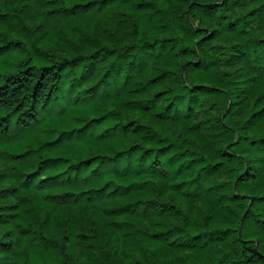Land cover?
<instances>
[{"label": "trees", "instance_id": "16d2710c", "mask_svg": "<svg viewBox=\"0 0 264 264\" xmlns=\"http://www.w3.org/2000/svg\"><path fill=\"white\" fill-rule=\"evenodd\" d=\"M5 3H19L20 7L10 12L0 11V54L3 50H16L19 56L0 68L3 81L0 83V110L11 108V112L0 116V126L7 133L15 114L16 124L24 135L0 144V201H7L0 204V226L14 225L6 231L0 229V260L4 264H264V158L245 157L236 150L244 142L257 147L264 144V135H261L264 132L261 124L264 121V83L256 77L232 81L233 84L246 83V87L235 93L229 107L216 117L215 123L208 117L182 130L170 127L169 136L157 140L158 146H143L141 156L144 160L152 157L149 163L136 168L130 164L123 168L113 165L109 178L108 174L97 172L99 164L92 168L97 156L89 155L90 152L115 151V156L101 157L103 164L142 146L132 144L127 149L117 150L121 149L122 139L101 145L79 138L78 133L87 127L83 123L86 114L94 110L88 104L52 115L45 127L40 126L33 110L39 93L49 83L47 77L58 79L65 67L76 68L82 57L72 60L65 57L52 65L40 62L67 51L74 37L83 36L87 40L86 33H95L97 29L107 31L122 23L118 16L136 17L132 21L133 33L149 38L141 48L158 46L163 51L170 44L174 46L181 38L172 34L176 21L166 6L169 0H160L159 6L153 0H99V6L77 0L72 7L78 9V13L73 14H69V9L53 7L54 0H5ZM227 7L228 0L188 3L183 16L186 23L192 25L190 30L200 34L197 44L216 39L222 31H235L240 18L228 20L226 12L220 13L219 20L226 21L222 28L207 29L200 20L193 19L196 13L190 15V10L211 16ZM54 19L62 27H56ZM176 27L186 31L183 25L176 23ZM246 31L241 29L240 33ZM255 43H264V37H257ZM230 48L236 49L237 45L232 44ZM100 51L96 49L83 55L85 67L80 69L81 82L92 78L101 60L113 50L108 49L104 56ZM191 52L195 54L196 49L192 48ZM185 64L194 76V81L185 85L189 114L201 97L226 94L219 78L203 61L189 60ZM237 75L244 74L238 72ZM157 80L158 77H152L150 83ZM162 94L157 92L156 96ZM232 108L243 119L240 134L222 147H216L225 133H237L235 127L222 120ZM92 119L97 123L104 121L102 116ZM133 123L127 121L121 129L128 130ZM140 127L136 125L131 131ZM245 130L250 135H244ZM56 131L60 135L52 139ZM23 145L38 148L20 151ZM38 150L44 154V159L31 167ZM164 157L167 159H162ZM177 162L180 163L175 169L177 176L198 166L197 177H202V181L195 187L187 180L157 186L155 178L167 179L169 168ZM89 168L91 179H81L82 172ZM45 171L52 173L44 177L45 187L52 185L49 190L52 194L34 195L33 180ZM61 177L65 183L55 179ZM101 179L103 183L96 187ZM212 180L216 182L204 188V183ZM82 185H88L83 188L88 195L81 199L70 192L59 191ZM210 195L215 196L214 201L208 199ZM176 215H182L194 228L202 230L189 235L178 226L162 228L163 219ZM71 216H76L80 223H70L67 218ZM17 221L29 224L22 227ZM33 224L36 227L31 226ZM177 231L184 232L183 237L177 235ZM229 237H234L232 252L223 253L220 246Z\"/></svg>", "mask_w": 264, "mask_h": 264}, {"label": "clouds", "instance_id": "9594fccd", "mask_svg": "<svg viewBox=\"0 0 264 264\" xmlns=\"http://www.w3.org/2000/svg\"><path fill=\"white\" fill-rule=\"evenodd\" d=\"M77 0H54L53 7L69 9V14L78 13V9L72 7ZM84 3H94L99 6V0H82ZM158 6L160 0H153ZM191 0H169L171 16L176 23L183 25L186 31H180L173 24L175 31L173 35L179 36L181 39L175 42L174 46L169 45L168 48L161 51L158 46L141 48L148 37H144L139 32L133 33L132 21L136 17L117 18L122 22L114 27L108 28L107 31L97 29L95 33H86L89 39L74 37V43L64 52H61L50 59L42 60L43 64H55L57 61H62L65 57L69 60L77 56H81V60L76 68L69 70L68 67L63 69V75L59 78L47 77L49 83L39 93L35 101V119L40 126L45 127L48 117L60 114L62 111H67L74 106L80 104H88L94 110L86 114L83 123L86 128L78 133L79 138L89 140L96 144L110 145L117 140H123L121 149H127L130 145H140L139 149L133 150L131 153H122V156L116 161L101 164V157L115 156V151L106 150L99 153L90 152L89 155L97 156L96 161L92 164V168H96L97 172H104L111 178L110 169L115 165L123 168L126 164H130L132 168L138 165L143 166L149 163L152 157L144 160L141 156L143 146L156 147L157 140L162 136H169L167 129L176 128L182 130L185 126L199 123L201 120H207L211 117V123H215L216 117L221 116L225 109L229 107V101L234 99L235 93L246 83H231L234 80L245 81L246 77H256L264 83V43L256 44L257 37H264V0H228V7L220 8L214 15L203 16L196 9H191L189 14L196 13L193 19H198L207 29L222 28L226 21L219 20L220 13L227 14L228 20H235L239 17V21L235 31H222L221 34L213 40L197 44L200 39V34H194L190 29L192 25L186 23L183 13ZM19 3H5V0H0V11L10 12L13 8H19ZM93 10H95L93 8ZM255 10V11H253ZM83 11V10H79ZM126 11V9H124ZM251 13V14H249ZM247 22V23H246ZM13 23H15L13 21ZM53 23L56 27H62L55 19ZM241 29L247 31L240 33ZM38 35V33H37ZM2 42V41H0ZM236 44L237 48L232 49L230 45ZM129 45H134L129 49ZM187 48L188 52H182V49ZM195 48V54H192L191 49ZM100 49V55L108 49H112L101 60L92 78L86 83L80 80V69L85 67L83 55L89 52H94ZM242 54V56H241ZM239 58V59H236ZM201 60L207 68H210L213 73L219 78L220 87L226 89V94H221L218 97H201L200 102L194 106L193 111L187 112L188 93L185 85L190 81H194V76L190 75L191 69L185 64V61ZM183 66V67H182ZM55 71V69H53ZM107 75L105 76V73ZM244 75L238 76L237 73ZM152 77H158L156 83H150ZM103 78V79H101ZM97 81H100L97 84ZM3 81L0 80V83ZM95 84L96 87L91 86ZM88 91L85 92L84 90ZM167 90V91H163ZM264 90V89H262ZM157 92H163L159 97ZM212 101H217L212 104ZM212 104V107H209ZM251 104H249V107ZM6 112H11V108L0 110V116ZM236 109L232 108L228 113H225L222 120L231 124L237 129V133L227 134L220 138V142L216 147H222L227 140L235 139L237 134H240V124L243 119L236 115ZM93 116L104 117L103 123L93 121ZM188 117L185 119V117ZM246 119V116L244 117ZM127 121L134 123L129 126L128 130H122L121 125ZM264 126V121L261 122ZM116 125V128L112 126ZM136 125H140L136 131H131ZM218 131H223L218 129ZM244 135H250L245 130ZM24 135L23 130L17 126L15 114L12 116V125L5 133L0 126V144L10 141L11 139H19ZM60 135L58 131L53 132L52 139ZM264 135V132H261ZM226 137V138H225ZM175 139L174 136L171 137ZM182 138V137H181ZM179 143V140L176 141ZM29 147L38 148L37 145H23L19 150L26 151ZM240 151L245 157H261L264 158V144L259 147L249 145L247 142L241 144ZM83 158V157H82ZM44 159V154L41 151L33 156L31 167H36L39 160ZM164 160L167 157L162 158ZM180 167L177 162L169 168V176L167 179L156 177V185H171L179 180L192 181V186L202 181V177H197V168H191L182 175L177 176L175 169ZM91 169H85L80 176L90 177ZM52 173L45 171L42 175H37L33 180V194L37 196L51 195L49 191L52 185L45 187V176H51ZM59 183H65L63 178H55ZM215 180L205 182L204 188L209 187ZM103 183V179L95 184L99 187ZM88 185H82L76 188H62L59 191L70 192L75 194V198L81 199L84 195L83 188ZM27 195V193H24ZM210 201L215 200V196L208 197ZM7 201H0V204ZM42 219V217H40ZM70 223L78 224L80 220L76 216L67 218ZM21 226H28V221H17ZM36 227L35 224L31 225ZM183 229L191 235L194 231H201L199 227L194 228L190 220H186L182 215L169 216L162 221V228ZM235 227V224L231 225ZM8 227H14L9 224L7 227L0 226V229L6 231ZM40 229H38L39 231ZM184 232L177 231V235L183 237ZM174 238V237H173ZM234 237H229L224 245H221L223 253H231L233 245L231 241ZM217 256L222 253H216ZM234 259V257H232ZM0 264H4L0 260Z\"/></svg>", "mask_w": 264, "mask_h": 264}, {"label": "rangeland", "instance_id": "374dc122", "mask_svg": "<svg viewBox=\"0 0 264 264\" xmlns=\"http://www.w3.org/2000/svg\"><path fill=\"white\" fill-rule=\"evenodd\" d=\"M16 56H19L16 50H3L0 54V68L6 61H13Z\"/></svg>", "mask_w": 264, "mask_h": 264}]
</instances>
